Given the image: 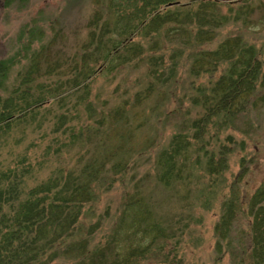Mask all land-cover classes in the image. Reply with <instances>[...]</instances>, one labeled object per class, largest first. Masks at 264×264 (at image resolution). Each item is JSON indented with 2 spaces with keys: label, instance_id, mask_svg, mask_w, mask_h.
Returning <instances> with one entry per match:
<instances>
[{
  "label": "rangeland",
  "instance_id": "obj_1",
  "mask_svg": "<svg viewBox=\"0 0 264 264\" xmlns=\"http://www.w3.org/2000/svg\"><path fill=\"white\" fill-rule=\"evenodd\" d=\"M108 1L17 0L6 8L0 5V102L26 73L31 90L43 85L37 94L50 96L51 92H45L53 88L54 94L66 97L61 106L53 101L52 93L31 117L0 128V175L7 177L14 171L17 188L25 193L55 174L76 179L85 166L94 164L99 170L92 184L95 201L83 200L76 221L83 226L82 231L97 226L89 244L104 242L125 210L124 204L134 197L150 205L153 223L166 237L157 238L148 259L140 264H233L236 260L228 253L217 257V243L222 240L217 223L223 217L222 202L228 200L231 185L246 184L241 192L247 201V194L264 180V104L258 103L256 111L255 106H247L234 118V128L217 129L202 123L200 137L210 140V135L217 136L208 148L213 151L215 173L208 174L209 160L195 148L192 123L202 114L195 103L202 102L198 90L210 88L225 65L205 72V67L194 63L196 58L186 56L189 51L185 48L171 83L162 86L155 80L150 89L152 79L147 71L151 63L145 57L162 56V70L170 64L166 47L151 53L145 48L141 57L132 56L126 65L117 61L111 70H100L104 53L96 54L95 62V36L116 38L103 26L112 21L116 9ZM251 1L255 9L250 19L260 18V23L245 27L241 20L229 21L217 27L212 41L198 46L211 52L226 38L241 35L243 42L258 53V78L262 76L263 83L257 85L262 83L258 89L263 95L264 0ZM238 5L237 0H222L218 11L227 14L230 7L235 11ZM162 34L169 38L163 41L168 47L181 41L174 34ZM94 68L98 71L87 82V90L71 91L74 83L85 77V71ZM61 113L66 114L62 122L58 118ZM68 127L74 129L73 135L62 133ZM176 136L188 139V154L177 161L182 166L180 178L164 184L158 179L162 171L159 153ZM222 144L227 151L220 161ZM116 163L119 168L114 170ZM243 215H235L240 229L247 224L248 217ZM159 247L161 255L155 252ZM167 253L169 258L164 256ZM70 255H58L50 263L71 264L84 257L70 261L74 257ZM48 258L46 255V262ZM245 260L243 264H251L247 256Z\"/></svg>",
  "mask_w": 264,
  "mask_h": 264
},
{
  "label": "trees",
  "instance_id": "obj_2",
  "mask_svg": "<svg viewBox=\"0 0 264 264\" xmlns=\"http://www.w3.org/2000/svg\"><path fill=\"white\" fill-rule=\"evenodd\" d=\"M15 1L17 0H0V5L6 8ZM220 1L222 0H188L181 3V0H109L107 4L116 9L112 13V21L109 24L106 21L103 26L109 28L112 35L116 34V38L104 39L102 35L94 34L95 50L92 53L96 62V54L103 52L100 70H111L114 62L120 61L122 65H126L132 56L141 57L145 48L149 53L168 48L170 64L162 70V56L150 54L145 57L151 63V68L147 71V76L152 79L149 89L156 81L162 86L167 81L171 83L176 74L178 58L186 50L189 51L186 56L196 58L194 63L205 67V72H209L211 67L215 70L225 65L220 77L214 83L210 82L213 83L210 88L202 89V92L198 90L202 102L195 103L202 109V114L192 123L195 128L194 137H197L194 139L195 148L197 154H203L209 160L207 165L211 169L208 168V174L215 173L213 151L208 148L212 140H217V136L210 135V140L200 137L202 123L217 129H224L225 126L234 128V118H238L247 106H255L256 111L259 109L256 108L258 103L264 104V94L258 89L263 78H258L260 68L255 47L245 44L241 35L226 38L211 52L198 46L212 41L217 27L229 21L241 20L245 27L261 22L260 18L253 21L250 19L255 9L251 0H237V9L233 11L230 7L227 14L218 11ZM162 32H167L169 37L170 34L181 37L180 43L174 42L172 47L166 46L163 41L169 38ZM97 71L95 68L85 71V77L79 82L76 81L71 91L82 88L87 90V82L96 76ZM20 79V84L0 102V128L3 130L9 128L13 122L31 117L52 96L53 101L61 106L66 98L63 94H54L53 88L45 92L53 93L52 96L37 94L38 89L33 91L27 87L28 73L23 74ZM258 82L262 83L257 85ZM42 89L43 85L39 86V90ZM64 114L58 116L60 122L66 119ZM62 133L73 135L74 129L68 127ZM180 137L173 138L168 148L159 153V166L162 171L158 179L164 184L180 178L182 166L177 161L180 158L184 160L188 154V139L185 136ZM225 151L226 147L222 144L218 152L221 155L220 161L223 160ZM118 168L116 163L113 169ZM97 172L99 170H96V165L91 164L85 166L76 179L55 174L25 193L17 188L18 176L14 171L7 174V177L1 174L0 264H51L58 255L71 256L70 254L74 256L70 261L84 256V260L71 264H140L146 261L149 250L156 246L157 238L164 237V231L153 223L152 210L148 203H143L144 200L132 197L133 200L130 199L128 205L124 204L125 210L116 218L104 242L89 244V237L96 231L97 226L82 231L83 226L80 227L76 222L82 203L85 202L83 200L89 203L95 201L92 184ZM244 185L246 184L241 183L238 187L231 185L226 196L228 200L222 202L223 217L217 223V232H220L222 240L217 243V257L221 258L228 253L235 258V264H243L246 261L245 256L250 259L251 264H264V180L247 194V201L242 193ZM238 213L248 217L247 224L242 229L238 228L239 220L235 216ZM233 227H237V230ZM161 249L159 247L155 251L157 255L159 252L160 255L163 254ZM46 255L49 257L48 262L44 259ZM164 256L169 258L168 253Z\"/></svg>",
  "mask_w": 264,
  "mask_h": 264
}]
</instances>
